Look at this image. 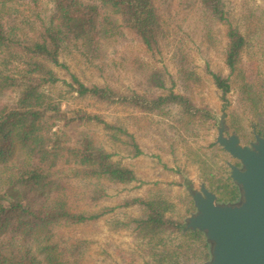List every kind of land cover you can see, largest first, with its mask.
<instances>
[{"label":"trees","instance_id":"16d2710c","mask_svg":"<svg viewBox=\"0 0 264 264\" xmlns=\"http://www.w3.org/2000/svg\"><path fill=\"white\" fill-rule=\"evenodd\" d=\"M41 1L0 0V264H83L89 242H58L53 229L97 221L114 209L76 211L73 180L64 181L61 174L67 168L72 179H105L124 186L138 179L133 169L114 161V155L88 135L80 132L72 140L67 129L76 132L94 123L114 142H122L126 136L129 141L124 143L132 148L134 157L143 155V151L132 134L100 115L84 111L69 115L46 88L61 81L55 69L65 67L60 58L69 45L81 44L86 53L94 54L128 30L155 53L161 50L166 31L157 7L160 0H47L52 5L47 22L41 16ZM197 1L213 19L227 23L226 0ZM226 36L225 63L230 74L212 75L224 103L235 84L231 76L244 60L260 61L264 56V17L247 12L241 25L228 23ZM173 57L186 89L201 83L188 68L181 49H176ZM146 82L165 89V71L151 70ZM235 85L237 104L256 110L257 132L264 137V106L252 97L248 85ZM70 87L80 97L108 106H126L146 115L168 117L170 107H179L176 123L185 128L216 120L210 111L192 101L189 92L123 94L107 87H88L74 75ZM237 109L232 111L229 123L241 137L245 129L243 125L235 127ZM192 153L208 189L220 202L235 201L239 192L230 178L215 181L213 167L198 151ZM105 196L104 189L96 188L87 197L88 204L95 206ZM133 206L141 209L140 217L114 216L109 225L112 231L133 234L147 258L146 264H201L209 259V243L204 235L186 230L185 221L174 216L175 203L166 196L156 194L121 204L123 208Z\"/></svg>","mask_w":264,"mask_h":264},{"label":"rangeland","instance_id":"374dc122","mask_svg":"<svg viewBox=\"0 0 264 264\" xmlns=\"http://www.w3.org/2000/svg\"><path fill=\"white\" fill-rule=\"evenodd\" d=\"M226 3L228 21L222 23L213 19L197 0L157 2L166 31L159 52L148 51L128 30H124L116 41L103 44L94 54L86 53L81 44L69 45L63 51L60 62L65 67L55 69L61 81L48 86V94L69 115L84 111L100 115L107 122L122 127L134 136L143 151V155L134 157L132 148L124 143L129 141L126 136L122 137V142H114L101 126L94 123L81 126L76 132L67 129L72 140L77 139L80 132L88 135L98 146L112 153L114 161L133 169L138 179L124 186L105 179H72L71 171L67 168L61 174L62 180H73L71 183L77 199L73 207L76 211L114 209L97 221L53 229L54 239L58 242H89L83 264L147 263L139 242L131 232L110 229L111 218L140 217L142 211L138 206L123 208L121 204L130 199H146L163 194L175 203L174 216L186 222L195 212L193 193L199 190L200 185H208L203 170L193 160L195 155L192 151H198L202 159L213 167L215 181L229 178L228 164H235L236 161L217 144V137L222 117L228 128L226 136L235 133L229 121L236 107L235 127L243 125L245 129L240 137L242 144L254 140L253 133L257 131L259 123L258 113L251 107L247 109L237 104L235 84L248 85L252 97L259 99L264 106V56L260 61L245 59L239 66L231 76L235 84L226 103L221 100V91L212 75L227 77L230 74L225 63L228 23L241 25L247 12L259 13L264 17V0H226ZM51 9L52 5L47 0L41 1V16L46 22ZM178 48L186 55L188 68L201 79V83H195L192 90L185 88L174 63L173 53ZM155 68L165 71V89L151 87L146 82V76ZM72 75L88 87H107L123 94H168L171 90L178 94L189 92L192 101L210 111L216 120L185 128L181 123H176L181 113L179 107H170V116L162 117L146 115L126 106H108L90 97H80L72 91ZM96 188L104 189L106 196L97 205L90 206L87 197Z\"/></svg>","mask_w":264,"mask_h":264},{"label":"water","instance_id":"95a60500","mask_svg":"<svg viewBox=\"0 0 264 264\" xmlns=\"http://www.w3.org/2000/svg\"><path fill=\"white\" fill-rule=\"evenodd\" d=\"M221 118L217 144L237 163H229V178L241 193L238 203H225L205 184L193 193L195 212L186 230L201 232L210 246L202 264H264V137L242 144Z\"/></svg>","mask_w":264,"mask_h":264},{"label":"flooded vegetation","instance_id":"af4514ba","mask_svg":"<svg viewBox=\"0 0 264 264\" xmlns=\"http://www.w3.org/2000/svg\"><path fill=\"white\" fill-rule=\"evenodd\" d=\"M237 163V162H236ZM238 192H239V190H238ZM240 200H241V193L239 192V197L235 200V201H233V202H231V203H238V202H240ZM186 225H187V220H186ZM210 247V246H209Z\"/></svg>","mask_w":264,"mask_h":264}]
</instances>
